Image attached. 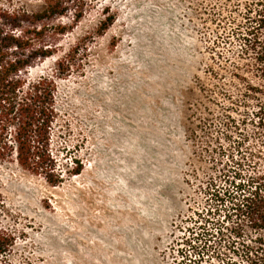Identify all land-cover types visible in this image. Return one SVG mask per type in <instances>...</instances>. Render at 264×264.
<instances>
[{
    "label": "rangeland",
    "instance_id": "obj_1",
    "mask_svg": "<svg viewBox=\"0 0 264 264\" xmlns=\"http://www.w3.org/2000/svg\"><path fill=\"white\" fill-rule=\"evenodd\" d=\"M238 1L69 0L68 14L45 22L58 52L31 75L55 76L54 149L63 169L82 172L53 185L16 162L1 166L0 224L18 237L11 264H202L188 242L201 231L206 180L222 167L217 149L233 151L253 131L232 75L241 44L224 31ZM54 24L66 33L53 36ZM226 225L231 237L211 239L204 264H264V230L243 217Z\"/></svg>",
    "mask_w": 264,
    "mask_h": 264
},
{
    "label": "trees",
    "instance_id": "obj_2",
    "mask_svg": "<svg viewBox=\"0 0 264 264\" xmlns=\"http://www.w3.org/2000/svg\"><path fill=\"white\" fill-rule=\"evenodd\" d=\"M42 1L44 8L34 13L0 4V168L7 162H16L22 169L57 185L67 175L80 174L82 167L78 164L73 169H63L59 164L54 149L61 128L57 80L50 75L33 77L31 71L58 52V42L47 40L51 24L45 22L68 14L70 7L69 0ZM235 11L224 31L230 41L241 44L240 52L231 60L232 75L241 87V98L253 108L247 121L253 131L246 140L238 141L233 151L223 144L217 149L215 163L222 167L206 180L205 207L196 211L201 231L195 237L196 243L188 242L198 254L196 261L202 264L215 255L211 239L231 237L226 222L234 217H243L264 230V0L238 1ZM76 12L75 19L79 21L84 11ZM109 22L103 23L104 29ZM217 25L225 27L223 20ZM66 31V26L54 24L52 35L61 36ZM68 67L62 66L59 74L63 75ZM4 210L0 188V216ZM232 231L240 237L236 229ZM17 243L16 233L0 224V264H11Z\"/></svg>",
    "mask_w": 264,
    "mask_h": 264
}]
</instances>
